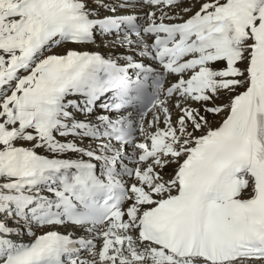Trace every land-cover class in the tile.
<instances>
[{
	"label": "snow or ice",
	"instance_id": "snow-or-ice-1",
	"mask_svg": "<svg viewBox=\"0 0 264 264\" xmlns=\"http://www.w3.org/2000/svg\"><path fill=\"white\" fill-rule=\"evenodd\" d=\"M0 264H264V0H0Z\"/></svg>",
	"mask_w": 264,
	"mask_h": 264
},
{
	"label": "bare ground",
	"instance_id": "bare-ground-1",
	"mask_svg": "<svg viewBox=\"0 0 264 264\" xmlns=\"http://www.w3.org/2000/svg\"><path fill=\"white\" fill-rule=\"evenodd\" d=\"M98 47L97 46H93L94 47V50H99V51H102V52H104V51H108L107 49H105L100 43H99V41H98ZM60 231H62V232H64L66 229H64V228H61V229H59Z\"/></svg>",
	"mask_w": 264,
	"mask_h": 264
}]
</instances>
